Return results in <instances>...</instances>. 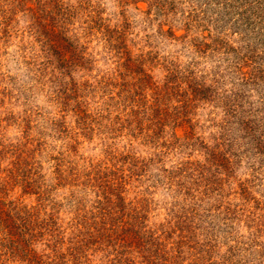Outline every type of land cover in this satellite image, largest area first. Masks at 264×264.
Wrapping results in <instances>:
<instances>
[{
  "label": "trees",
  "instance_id": "trees-1",
  "mask_svg": "<svg viewBox=\"0 0 264 264\" xmlns=\"http://www.w3.org/2000/svg\"><path fill=\"white\" fill-rule=\"evenodd\" d=\"M32 1L36 6L26 8L32 21L30 30L41 36L44 47L41 55L32 57L33 75L36 77L49 62L47 55L45 63L41 56L54 51L63 68L59 77L65 78L64 83L56 81L64 90L56 97L72 98L78 119L84 112V101L80 100L84 92L103 91L115 106L128 108L133 136L165 137L169 126L174 141L159 143V147L197 146L204 160H181L172 170L161 169V182L172 193V201L164 221L156 222L150 219L154 204L148 196L151 192L128 195L133 182L149 180L151 159L127 154L110 165H94L86 171L58 161L53 170L56 182L49 188L36 155L38 148L30 142L0 143V264H249L247 258V262L237 259V253H245L255 240L244 242L231 232L235 208L230 204L224 207L223 223L228 229L221 238L229 244L226 255L214 258L218 236L215 226L209 228L211 235L206 232L210 222L203 224L207 217L204 211L210 208L204 210L201 205L213 192L214 199L222 197L221 184L232 177L242 156L238 152L241 144L245 147L239 151L248 159L252 177L264 174V0H198V7L190 8L187 14L176 7V0H131L147 2L146 14L154 15L152 21L159 18L157 36L173 39L192 54L183 65L179 54L174 59L162 58L165 74L161 82L153 80L147 67L159 59L150 35L136 47L138 41L130 36L126 21L110 27L102 12L95 9L90 20L102 29L109 52L119 60L117 73L101 75L95 84L80 83L70 76L75 66L89 61L82 57L71 22L83 2L73 6L65 0ZM191 4L193 0L188 7ZM211 4L217 5L218 11L208 13ZM5 13L2 11V19H6ZM180 29L184 33L176 35ZM39 58L42 61L37 62ZM201 61L211 67L200 68ZM147 89L152 98L148 105ZM202 104L220 113L218 119L211 118L215 131L208 136L202 135V125L195 116ZM245 181L239 182L238 194L247 201L252 184ZM151 182L148 189L159 179ZM57 186L67 187V220L61 215V204L50 197ZM15 187L23 195H36L37 202L26 204L20 196L12 197ZM210 207L217 209L219 204ZM258 224L251 227L257 229ZM203 231L205 237H199Z\"/></svg>",
  "mask_w": 264,
  "mask_h": 264
},
{
  "label": "rangeland",
  "instance_id": "rangeland-1",
  "mask_svg": "<svg viewBox=\"0 0 264 264\" xmlns=\"http://www.w3.org/2000/svg\"><path fill=\"white\" fill-rule=\"evenodd\" d=\"M65 1L73 6L83 2L82 10L72 18L71 22L74 27L72 31L79 40L82 57L84 60L88 58L89 61L83 62L82 67H73L70 76L74 81L80 83L87 81L89 84H95V78H99L101 75L110 77L117 73L118 58L109 52V47L104 39L106 36L102 29L90 20L91 16H95V9L102 12L101 16L105 19V24H109L110 27L114 28L126 21L129 25V32H131L130 36L138 41L136 47L144 43L141 39H144L147 34L150 35L159 59L151 61L147 67L151 68L150 74L156 82H161L165 74L162 67L165 62L162 61V58L174 59L179 54L178 60L183 65L192 56L188 50L183 49L173 39L157 36L159 18L152 21L154 15L146 14L148 3L145 1L136 3H132L131 0L127 2L124 0ZM202 1L205 0H199V3ZM197 2L198 0H193V4L189 7L188 4L191 3V0H176L175 3L178 9L187 14L190 8L198 7ZM34 6L36 4L32 0L24 2L0 0V15L2 11L6 12L4 15L6 19L0 17V143L21 145L30 142L29 145L38 148L41 152L36 151V155L41 161V173L49 188L56 182L53 178V170L58 161L64 164L69 163L78 170L86 171L94 165H110L111 162H116L120 156L127 154L138 156L139 159L144 158L147 161L151 159L152 163L147 169V173L150 175L149 180L140 178L133 182L128 186L130 187L128 195L132 197L137 191L139 193L151 192L148 196L153 198L154 204L151 205L153 211L150 214V219L156 222L164 221L166 207H169V203L172 201V193L161 182V169L172 170L178 161L187 159L202 163L204 160L202 152L198 150L197 146L194 149L187 145H182L178 149L159 147V143L174 141V137L169 136L171 131L169 126L165 128L163 134L165 137L150 138L151 142L147 137L133 136L126 116L128 108L115 106V101H108L103 91L93 94L89 92V89H85V96L80 99L84 101L82 105L84 112L80 114L81 119H78V114L73 111L75 101H72V98L64 100L56 97L57 92L61 94L64 91L56 81L64 83L65 78L62 80L59 77V71L63 68L54 51L41 56L45 63L47 59L45 55H47L49 62L42 70L37 71L36 77L33 75L35 70L32 66V57L39 55L41 48L44 49L41 46V36L32 34L30 30L32 21L26 8ZM217 8V5L211 4L208 13L218 11ZM173 23L178 27L181 25L177 20ZM167 28V26L163 27L165 30ZM175 33L180 35L184 33V30L180 29ZM42 60L39 58L37 62ZM199 67L209 69L211 64L201 61ZM66 80L70 81V78ZM113 90L117 91V88ZM145 92L148 101L143 102L148 105L152 98L149 89ZM196 113L198 125H202L203 128V136H208L215 131V128L211 126L214 122L211 118H219L220 113L217 109L212 110L210 106L202 104L197 106ZM196 129L200 131L199 127ZM182 133L183 131L178 129L177 134L182 136ZM182 138L180 137V139ZM200 138L205 141L210 140V137ZM182 142L184 141L182 140ZM244 147L245 145L241 144L239 150L243 151ZM239 150L238 152L242 156L238 165L235 166L232 177L221 184L222 197L218 200L214 199L213 196L216 193L213 192L212 198L204 201L201 205L204 210L210 208L209 211L203 210L207 215L203 219V224L210 222L208 230H206L208 234L210 233L209 228L215 226L218 238L214 244L213 257L224 256L227 244H229L228 241L221 238L222 232L228 229L224 225V207L230 204V207L236 210L231 221V232L241 241L247 242L249 238L255 240L253 242L255 244L247 248L245 253H242V250L237 251V259H245L246 262L248 260L249 264H264V217H260L264 216V174L258 173L259 175L257 174L253 178L251 170L248 168V159L246 160ZM160 151L161 154H159ZM1 165L4 166V163ZM152 179H159V183H154V187L148 189V185H153ZM245 180L250 181L248 185L252 184L251 194L247 201H244L238 194L239 182H246ZM21 194L20 188L17 187L10 192L12 197L20 196L23 203L34 205L37 202L36 195ZM67 195V187L57 186L50 193L51 199L61 204L60 211L65 220H67L66 211L69 210ZM211 204H219V207L212 209ZM254 223H259L257 229L251 227ZM206 232H201L199 237H205Z\"/></svg>",
  "mask_w": 264,
  "mask_h": 264
}]
</instances>
